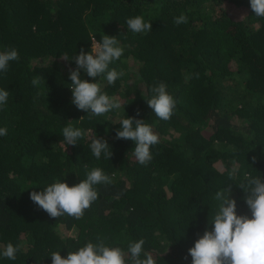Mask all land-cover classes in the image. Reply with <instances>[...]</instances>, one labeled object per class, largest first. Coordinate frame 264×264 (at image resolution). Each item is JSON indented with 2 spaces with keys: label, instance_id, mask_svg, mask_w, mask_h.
Segmentation results:
<instances>
[{
  "label": "trees",
  "instance_id": "16d2710c",
  "mask_svg": "<svg viewBox=\"0 0 264 264\" xmlns=\"http://www.w3.org/2000/svg\"><path fill=\"white\" fill-rule=\"evenodd\" d=\"M181 14L188 22L177 25ZM138 15L151 31L127 29ZM103 35L123 48L109 68L124 75L96 82L123 107L94 116L72 103L68 69ZM9 47L19 59L0 72V89L10 93L0 108V249L20 247L15 261L0 256V264H51L52 252L66 258L97 237L125 251L143 239L157 264H191L188 249L211 230L217 191L231 186L237 215L250 216L245 174L264 181V18L249 0H0V51ZM160 82L176 101L168 121L146 103ZM127 117L159 136L147 165L135 159L133 141L115 138ZM68 125L85 135L65 149ZM93 135L108 143L109 159L92 155ZM94 167L112 183L94 186L98 199L81 219L50 218L30 200L31 191L57 179L71 187Z\"/></svg>",
  "mask_w": 264,
  "mask_h": 264
},
{
  "label": "clouds",
  "instance_id": "9594fccd",
  "mask_svg": "<svg viewBox=\"0 0 264 264\" xmlns=\"http://www.w3.org/2000/svg\"><path fill=\"white\" fill-rule=\"evenodd\" d=\"M251 11L258 18H264V0H249ZM174 22L179 25L187 23L186 15L174 17ZM127 29L133 33L151 31L150 21H145L142 16H135L126 20ZM123 48L115 36L103 35L100 41L93 40L91 49L85 52L80 49L72 61L76 67L69 68L70 90L72 103L78 110L91 113L94 116L104 115L123 105L116 99L102 91L101 85L96 82L98 77H103L107 84L112 85L124 75L122 71L110 69L112 62L119 60L123 55ZM19 59L15 47L0 51V72H7L9 62ZM69 61L67 54L63 56ZM81 70L92 78L89 82L81 77ZM198 75V74H197ZM188 78V77H186ZM39 77L32 79L33 86L41 83ZM44 83V81H43ZM153 95L146 100L147 106L163 121H168L176 109L174 97L168 93L167 85L160 82L151 89ZM9 91L0 89V108L7 104ZM139 113L137 112V116ZM7 134V129L0 127V136ZM65 149L68 145L75 146L77 140L85 135L79 128L68 125L62 129ZM116 139L131 140L135 147L132 150L137 162L147 165L152 160L151 147L159 143V136L144 120L127 117L120 121V129L115 133ZM108 143L95 135L91 137L90 149L92 155L98 160L103 153L106 159L111 156ZM255 157H253V161ZM236 169L229 172L233 177ZM248 191L245 192L244 203L250 212L249 215H237L236 200L230 198L231 186L217 191L215 200L218 201L217 211L212 217L211 230L207 228L192 247L188 249L191 264H264V181L260 176L253 177L245 174ZM112 183V178L106 175L99 167H94L86 174V179L69 186L59 179L41 191H31L30 200L45 211L50 218L58 219L64 215L81 219L91 204L98 199L96 185ZM245 184L240 188L244 189ZM143 239L130 241L127 251L119 246H106L105 241L97 237V242H87L76 251H69L66 258L59 251L50 254L51 264H157L153 256L143 251ZM19 245L11 242L0 249V256L9 260L17 259ZM143 255L144 258H141ZM185 256L184 259H187ZM127 257V259H126Z\"/></svg>",
  "mask_w": 264,
  "mask_h": 264
},
{
  "label": "rangeland",
  "instance_id": "374dc122",
  "mask_svg": "<svg viewBox=\"0 0 264 264\" xmlns=\"http://www.w3.org/2000/svg\"><path fill=\"white\" fill-rule=\"evenodd\" d=\"M229 12H233L234 16H236V18L241 19L242 18V13H238L237 9H234L233 7H229L227 8ZM234 9V10H233Z\"/></svg>",
  "mask_w": 264,
  "mask_h": 264
}]
</instances>
